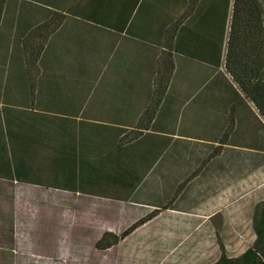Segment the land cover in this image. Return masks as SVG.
Listing matches in <instances>:
<instances>
[{"label":"rangeland","instance_id":"1","mask_svg":"<svg viewBox=\"0 0 264 264\" xmlns=\"http://www.w3.org/2000/svg\"><path fill=\"white\" fill-rule=\"evenodd\" d=\"M62 1L63 7L69 3L73 6L58 8L50 3V7L44 9L49 12L45 21L61 15L57 30L63 25L68 31H77L85 23L96 24L80 13H89L90 0ZM36 2L6 0L7 11L29 10L31 3ZM259 3L264 27V0ZM72 10L75 13H70ZM231 22L232 8L224 55ZM42 23L33 24L21 40ZM20 42L27 82L24 97L30 108H35L37 85L32 101L26 57ZM72 43L67 41L64 46L55 47L51 42L52 50L48 47L46 53L44 47L37 63L39 76L45 68L52 72V67L54 72H71L74 66H64L65 61L78 63L75 68L84 62L87 71L94 76L112 72L104 71L107 65L98 64L99 59L107 60V49L101 50L94 44L80 51ZM1 49L0 102L3 108H8L10 102H20L22 98L5 93L14 80L5 75L4 68L8 66H2L1 54L5 56V52ZM6 52V56L17 54L14 50ZM221 68L223 73H217L215 68L198 72L206 80L205 95L191 96L193 90L187 89L179 92L176 106H180V113H172L165 119L166 126L158 130L162 144L157 145L145 137L140 145L132 146L133 151L165 154L163 160L154 162L158 167L136 173L142 178L137 188L117 185L122 170H116L109 181L97 172L100 169L97 166L87 164L82 170L80 160L74 175L65 167H55L53 159L60 154L61 147L60 137H54L59 132L58 122L52 123V131L45 128L52 137L41 140L39 133H35L36 128H30L37 124L35 118L29 124L23 116L27 128L21 137L16 128L17 110L3 111L4 128L0 121V264H56L58 260L67 261L66 264H214L223 250L230 257H238L252 247L256 239L255 207L264 201V118L241 93L224 66L218 70ZM239 100L242 103L235 113L233 130L223 146L220 138L229 125L230 108ZM170 102L169 96L164 110ZM168 109L163 117L167 116ZM68 146L75 147V144L68 143ZM132 147L115 151L125 153ZM88 166H91L90 171L85 173ZM147 218L150 220L118 244L106 249L98 246L103 235L120 237ZM50 240L53 249L50 255L44 256L41 252ZM47 257L51 263L44 260Z\"/></svg>","mask_w":264,"mask_h":264},{"label":"crops","instance_id":"2","mask_svg":"<svg viewBox=\"0 0 264 264\" xmlns=\"http://www.w3.org/2000/svg\"><path fill=\"white\" fill-rule=\"evenodd\" d=\"M78 1L75 0V2ZM90 1L89 13H80L86 17H94L97 20L96 24L88 23L87 25L85 23L77 31L69 30L71 32L68 35L69 31L63 25L49 38L44 53L51 42L55 47H62L65 42L70 41L76 44L80 51L90 46L94 47L95 44L101 50H108L107 60L100 61L99 59L98 64L107 65L104 71L111 70L112 72L94 76L87 71L84 62L81 67L75 68L78 63L65 61L63 65L74 66L71 68L73 70L59 73L54 72L53 67L52 72H48L43 65L44 70L37 81L35 108H30L31 106L24 97L27 96V82L23 71L20 41L33 24L44 22L49 17V12L44 10L45 7H50L51 3L52 6L62 8L63 1L45 0L44 4L31 3L32 8L21 12H8L7 5H5L0 23V37H2L0 47L5 52V56L1 54V58L3 59L2 66L5 64L8 66V69L4 68L6 77L14 80L13 86L10 85L9 89H5V93L15 98H22L20 102L17 101L19 103L10 102L11 106L8 108L17 110L19 114L17 117L19 123L16 125L19 136L26 134L27 126L22 120L23 116L27 117L26 122L29 124L31 119L35 118L37 124L30 128H36L35 133H39L38 137L41 140L52 137L50 131H45V128L49 127L52 131L50 127L52 123L58 122L59 132L55 133L54 137L58 135L61 144L65 145V147H60V152L63 154L60 155L61 160L67 159L66 145L69 139H75L78 147V161L84 162L82 170L85 165L91 164L100 168L102 176L106 177L109 170L121 168L128 173L125 184L137 188L142 178L140 179V175L137 176L136 173L158 167L154 162L163 160L165 154L132 150L116 153L115 150L118 149L119 138L135 126L140 114L150 103L157 60L162 48L151 43V40L157 36H152L149 29L153 28L156 32L158 26H162L163 14L158 16L156 12L154 22H149L145 7L140 9L143 0ZM68 6L73 5L69 3L65 7ZM7 17L9 19L5 20ZM52 47L50 46L49 50H52ZM7 50H14L17 54L13 55L12 51L9 56H6ZM174 62V74L151 129L139 140L125 147V150L131 149L133 145H140L145 137L150 138L157 145L162 144L158 130L166 126L165 119L168 120L172 113H180V106H176L180 91L193 90L191 96L205 95L206 80L202 79L198 72L206 69L210 71L211 67L178 54L174 55ZM53 63L61 64L62 61L58 63L53 61ZM110 65L113 66L109 68ZM217 73H223V69L221 68ZM169 96L171 102L170 105H166V109L169 106L170 108L167 116L163 117L166 112L164 104ZM2 104L0 102V121L1 128H4L3 111L9 109L3 108ZM117 161L119 164L116 163ZM90 167L88 166L85 173L90 171ZM47 261L51 263L52 260ZM66 263L67 261L64 263L63 260H58L56 264Z\"/></svg>","mask_w":264,"mask_h":264},{"label":"trees","instance_id":"3","mask_svg":"<svg viewBox=\"0 0 264 264\" xmlns=\"http://www.w3.org/2000/svg\"><path fill=\"white\" fill-rule=\"evenodd\" d=\"M35 1L44 4L45 0ZM5 5L6 0H0V23ZM144 7L149 22H154L156 12L158 16L163 14V24L158 26L157 33L153 28L149 29L152 36H157L151 40V43L161 47L162 52L157 61L150 103L135 126L119 138L118 150H123L139 140L151 129L175 71V54L215 68L217 71L224 66L226 73L231 76L241 93L256 106L264 118V27L259 0H143L140 9ZM231 8L232 22L224 55V41ZM70 13H75V11L72 10ZM84 17L90 21H97L94 17ZM61 21V15L56 14L55 17L33 29L22 40L32 101L40 73L37 63L47 40L52 32L58 29ZM241 103L242 100H239L230 108L229 125L220 138V144L223 146L227 144V139L233 130L235 113ZM70 143L75 144V147L66 145L67 159L61 160L60 155L63 154L60 152L53 159V164L58 168H67L70 174L74 175L77 169L78 150L75 139H69ZM61 147L65 145L61 144ZM116 163L119 164L118 161ZM120 169L109 170L107 179L111 181L113 173ZM97 172L101 174V170ZM127 174V172L119 174L117 185L134 188L130 184H125ZM94 177L96 178V175ZM149 220L150 218H147L134 224L120 237L111 234L103 235L98 246L106 249L118 244L121 239ZM254 232L256 239L252 247L238 257H230L223 250L222 256L214 264H264V201L255 207ZM46 238L48 239V235ZM52 249L50 240L41 253L48 256ZM47 258L44 260H51Z\"/></svg>","mask_w":264,"mask_h":264}]
</instances>
